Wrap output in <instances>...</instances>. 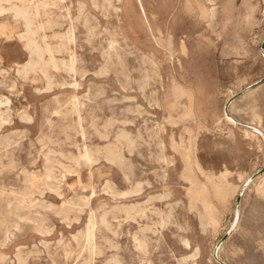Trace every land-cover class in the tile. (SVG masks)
Wrapping results in <instances>:
<instances>
[{
	"label": "rangeland",
	"instance_id": "1",
	"mask_svg": "<svg viewBox=\"0 0 264 264\" xmlns=\"http://www.w3.org/2000/svg\"><path fill=\"white\" fill-rule=\"evenodd\" d=\"M263 6L0 0V264H264Z\"/></svg>",
	"mask_w": 264,
	"mask_h": 264
},
{
	"label": "bare ground",
	"instance_id": "2",
	"mask_svg": "<svg viewBox=\"0 0 264 264\" xmlns=\"http://www.w3.org/2000/svg\"><path fill=\"white\" fill-rule=\"evenodd\" d=\"M263 10H264V6H263ZM30 11H31V10H30ZM30 11H29L28 8H24V9H23V14L28 15V14L30 13ZM31 12H32V11H31ZM30 15H31V14H30ZM32 15H33V14H32ZM32 20H33V19H32ZM35 45H36V44H35ZM239 46H240V45H239ZM36 47H38V46H36ZM40 49H41V48H40ZM262 50L264 51V49H262ZM41 54H42V53H41ZM224 116H226L227 120H229L230 122H233V121H232V116H231V114L229 113V111L227 112L226 109H225V111H224ZM245 127L258 131V129H254L253 127H249V126H245ZM247 182H248V181H247ZM92 194H93V193H92ZM240 209H241V203L238 204V206H237V215H239V213H240ZM235 225H236V224H235ZM220 244H221V242H220V243L216 246V248H215V251H214V257H215V259H216L220 264H226L225 262L221 261V260L218 258V255H217L218 248H219Z\"/></svg>",
	"mask_w": 264,
	"mask_h": 264
},
{
	"label": "water",
	"instance_id": "3",
	"mask_svg": "<svg viewBox=\"0 0 264 264\" xmlns=\"http://www.w3.org/2000/svg\"><path fill=\"white\" fill-rule=\"evenodd\" d=\"M235 98H232V99H230L228 102H227V104H226V106H225V109H226V111L228 112L229 111V107H230V105H231V103H232V101L234 100ZM241 203V198H238V204H240Z\"/></svg>",
	"mask_w": 264,
	"mask_h": 264
},
{
	"label": "crops",
	"instance_id": "4",
	"mask_svg": "<svg viewBox=\"0 0 264 264\" xmlns=\"http://www.w3.org/2000/svg\"><path fill=\"white\" fill-rule=\"evenodd\" d=\"M232 121L235 122L234 119H233V117H232Z\"/></svg>",
	"mask_w": 264,
	"mask_h": 264
},
{
	"label": "snow or ice",
	"instance_id": "5",
	"mask_svg": "<svg viewBox=\"0 0 264 264\" xmlns=\"http://www.w3.org/2000/svg\"><path fill=\"white\" fill-rule=\"evenodd\" d=\"M91 162V161H90Z\"/></svg>",
	"mask_w": 264,
	"mask_h": 264
}]
</instances>
